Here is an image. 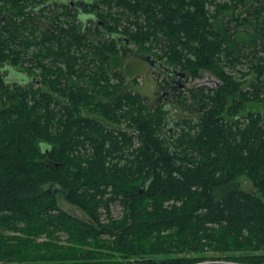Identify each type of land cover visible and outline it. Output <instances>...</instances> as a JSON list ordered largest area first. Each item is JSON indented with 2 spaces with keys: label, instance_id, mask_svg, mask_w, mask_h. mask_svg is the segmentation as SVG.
Returning <instances> with one entry per match:
<instances>
[{
  "label": "trees",
  "instance_id": "trees-1",
  "mask_svg": "<svg viewBox=\"0 0 264 264\" xmlns=\"http://www.w3.org/2000/svg\"><path fill=\"white\" fill-rule=\"evenodd\" d=\"M41 1L0 0V66L40 82L0 73V264H263L264 59L247 87L233 71L264 44V0L254 21L247 0H84L57 34L29 18ZM135 53L219 84L171 99L175 117L127 82Z\"/></svg>",
  "mask_w": 264,
  "mask_h": 264
},
{
  "label": "rangeland",
  "instance_id": "rangeland-1",
  "mask_svg": "<svg viewBox=\"0 0 264 264\" xmlns=\"http://www.w3.org/2000/svg\"><path fill=\"white\" fill-rule=\"evenodd\" d=\"M218 1H224V0H218ZM259 1L260 0H247L245 5L240 6V11L242 13V16H248L250 17V19L252 21H254V8H257L259 6ZM101 9H106L105 6H103L102 4L99 6ZM228 17H226V20L228 21ZM88 19L83 20L84 23H87L86 26L87 27H92L91 23L87 22ZM228 25H230V28L232 31L235 30V24L234 21L229 19V23ZM263 26H264V21H263ZM255 29V24L251 23L248 24L247 28L242 29V33L244 35V33L246 34L248 31L249 33L253 32ZM96 39V38H94ZM133 48V47H130ZM243 49L242 54L244 55V58L242 60V64L238 65L236 67V70L239 72H235L233 71L234 75L236 77H238L239 79H246L244 82V87H247L248 82L250 81V79L252 78L251 74H247L244 77L241 78V74L245 73L248 71V60L251 61H256L258 60V58H263L264 59V44H256V47H252L249 46L248 44H243L242 47ZM132 50H130L131 52ZM129 52V53H130ZM135 52V51H133ZM157 62H160L159 60H157L156 58H154ZM162 64V63H161ZM165 65V64H162ZM124 69H127L128 71V76H127V82L129 83H133V81H135V83L133 84L134 87L143 95V97L145 98V101L148 105H153L155 103V101L161 97V94L163 91H165V89H170V87L173 83L169 82L168 85H166V82L163 80V78L165 77V73L166 71L164 70H156L155 68H152L149 66V64L144 61L141 60L139 58L134 57V54H131L130 56L126 55L125 57H123V62H122V67ZM121 68L119 69L121 71ZM14 70L17 74V77H26V73L21 71L20 69H12ZM241 71V72H240ZM25 73V74H24ZM122 73V71H121ZM36 74L32 77L36 78ZM178 78H180L179 76L176 75V77L174 78V80H177ZM181 83L184 85L182 86L181 92L182 91H187L188 89L191 88H198V87H207V88H214L219 84V80L212 75L209 72H203L202 75L199 78L196 79H186L183 78L181 79ZM166 85V88L163 89L162 87ZM171 96H169L167 99H163L162 101H165L167 104H170V107L172 109V113L175 117H182L186 114V112H182V110L180 109V107H178L177 105L173 104L171 102ZM263 110H264V106H263ZM264 114V113H263ZM172 118V116H171ZM176 122V121H175ZM167 126L171 127V129L174 127L171 124H168ZM179 128L180 127H175V129H177V131L179 132ZM172 131V130H171ZM240 184L244 189L247 190H251L253 189L251 183L245 179V178H241L240 179ZM59 198V206L62 210L66 211L67 213H69L70 215L76 216V217H82L83 213L76 207H74L73 205L67 203L62 196L59 194L58 195ZM110 211L112 216H118L120 213V208L116 205V204H112V206L110 207Z\"/></svg>",
  "mask_w": 264,
  "mask_h": 264
},
{
  "label": "flooded vegetation",
  "instance_id": "flooded-vegetation-1",
  "mask_svg": "<svg viewBox=\"0 0 264 264\" xmlns=\"http://www.w3.org/2000/svg\"><path fill=\"white\" fill-rule=\"evenodd\" d=\"M81 1L84 0H43L40 3H38L37 5L33 6L32 8H30V14H29V18L34 21L35 25L38 27L40 32H45V33H49V34H57L58 30L56 28V25L60 19L65 18L64 15L56 17V15H58L59 9L61 7H66L67 5L70 6V8L72 9V15L75 13V7L77 3H80ZM86 17V19H90V16H85V15H80L79 18L83 21L85 19H82L81 17ZM7 18V14H4V16H0V24L4 21V19ZM70 19V17H68ZM14 68H12L11 66L5 64L3 66H0V73L3 76L4 80L6 81V83L8 84H22V85H28L30 83H33L34 81L36 82L37 85L40 84V82L35 79V78H31L26 75V77H17L16 76V72L14 70H12ZM172 81V80H171ZM164 92H172V89H165ZM175 92L178 93L175 89ZM181 93V92H180ZM180 93L177 94V96L180 95ZM172 99V98H171ZM159 100V98L157 99ZM173 100V99H172Z\"/></svg>",
  "mask_w": 264,
  "mask_h": 264
},
{
  "label": "water",
  "instance_id": "water-1",
  "mask_svg": "<svg viewBox=\"0 0 264 264\" xmlns=\"http://www.w3.org/2000/svg\"><path fill=\"white\" fill-rule=\"evenodd\" d=\"M119 39H121V37H119ZM134 57L139 58L141 60L146 61L150 67L155 68L156 70H164L166 71V74L169 78V81L171 83H173L170 87V89H172V92H164L161 94V97L159 98V100L163 99H167L169 96L172 97V99H175L177 97V94L181 92V87L184 86L181 83V79L186 78V74L183 72H178V71H171L169 70L167 67H165L164 65H162L160 62H157L154 57L150 56V55H146L143 53H135ZM177 76H179L180 78H178L177 80H174V78ZM172 80V81H171ZM175 89L178 93L175 92Z\"/></svg>",
  "mask_w": 264,
  "mask_h": 264
},
{
  "label": "clouds",
  "instance_id": "clouds-1",
  "mask_svg": "<svg viewBox=\"0 0 264 264\" xmlns=\"http://www.w3.org/2000/svg\"><path fill=\"white\" fill-rule=\"evenodd\" d=\"M81 18H82V19H86V17H83V16H82ZM93 18H94V17H93ZM50 147H51V146H49V149H50Z\"/></svg>",
  "mask_w": 264,
  "mask_h": 264
},
{
  "label": "built area",
  "instance_id": "built-area-1",
  "mask_svg": "<svg viewBox=\"0 0 264 264\" xmlns=\"http://www.w3.org/2000/svg\"><path fill=\"white\" fill-rule=\"evenodd\" d=\"M264 264V263H263Z\"/></svg>",
  "mask_w": 264,
  "mask_h": 264
}]
</instances>
